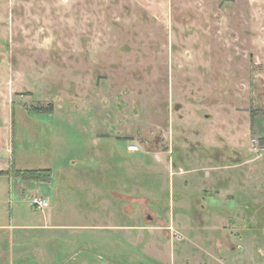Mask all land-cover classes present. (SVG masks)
<instances>
[{"label":"rangeland","instance_id":"rangeland-1","mask_svg":"<svg viewBox=\"0 0 264 264\" xmlns=\"http://www.w3.org/2000/svg\"><path fill=\"white\" fill-rule=\"evenodd\" d=\"M9 110L0 264H264V0H0Z\"/></svg>","mask_w":264,"mask_h":264},{"label":"crops","instance_id":"crops-1","mask_svg":"<svg viewBox=\"0 0 264 264\" xmlns=\"http://www.w3.org/2000/svg\"><path fill=\"white\" fill-rule=\"evenodd\" d=\"M9 112L6 115V120L5 122H3V126H1V129H4L5 132V141L4 144L2 145L3 147V153H5L4 155H6V159H0V170L3 171V173H0V178H3V181L5 182V190L3 187V193L7 194V197L3 199L2 201V205H4V202H7V204H12V200H11V195H14L17 197V199L23 200V195L26 191H33L35 194L40 195L44 197L47 202L48 205L45 207L48 209L44 211L45 208L40 209L41 213L40 217L41 219H37L36 222L34 223H30V224H19V225H15L16 229H32V228H36V227H46L48 226L47 223L50 222L51 219V211L52 208H49V193H51L52 190V186H50V182H36L34 183L33 181L27 182L24 179H22L19 175L14 174V171L17 170H29V169H37V168H23L20 167L16 164V162L14 161V157H13V153H14V149H13V142L12 139L10 138L11 134H12V120L9 118ZM129 154H133L135 152L132 151H127ZM2 153V151L0 152ZM48 168V167H47ZM42 169V168H40ZM49 169V168H48ZM0 185H3V183L0 182ZM42 194V195H41ZM46 195V197L44 196ZM48 196V197H47ZM14 203V202H13ZM16 207H20V204L17 202L16 203ZM37 213L33 212V215H35ZM11 226V224L5 225V224H0V228H7ZM13 226V225H12ZM60 227H62L61 225H59ZM80 226H84V225H80ZM88 225H86L87 227ZM91 228L97 229L99 227H102V225H90ZM111 227H114L113 225H111ZM132 228H136L137 226H131ZM183 236V235H182ZM183 241V240H182ZM155 244V243H154ZM187 260V259H186ZM199 264H205L204 263H199Z\"/></svg>","mask_w":264,"mask_h":264},{"label":"trees","instance_id":"trees-1","mask_svg":"<svg viewBox=\"0 0 264 264\" xmlns=\"http://www.w3.org/2000/svg\"><path fill=\"white\" fill-rule=\"evenodd\" d=\"M48 109H51L50 106ZM17 175H20L22 177H27V175H32L33 179H38L41 181H46L51 174L50 169H29V170H17Z\"/></svg>","mask_w":264,"mask_h":264},{"label":"built area","instance_id":"built-area-1","mask_svg":"<svg viewBox=\"0 0 264 264\" xmlns=\"http://www.w3.org/2000/svg\"><path fill=\"white\" fill-rule=\"evenodd\" d=\"M127 150L135 152L138 150V147L136 145H128ZM30 203L37 209H43L48 205L47 200L42 196H32Z\"/></svg>","mask_w":264,"mask_h":264}]
</instances>
